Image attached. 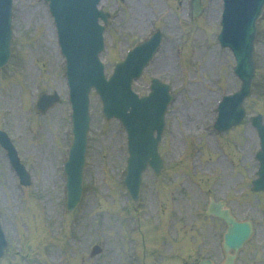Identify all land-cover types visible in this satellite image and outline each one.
Returning a JSON list of instances; mask_svg holds the SVG:
<instances>
[{
    "label": "rangeland",
    "instance_id": "1",
    "mask_svg": "<svg viewBox=\"0 0 264 264\" xmlns=\"http://www.w3.org/2000/svg\"><path fill=\"white\" fill-rule=\"evenodd\" d=\"M204 1L203 19L182 27L189 19V0H102V6L114 15L103 56L109 71L128 49L159 27L165 33L163 47L147 69L145 82L136 89L145 93L150 78L159 77L176 93L161 145L168 170L160 178L148 172L138 217L125 188L118 185L125 175L127 136L120 123L104 119L100 103L92 106L84 202L75 214L67 216L62 165L71 139L70 107L64 101L45 116H37L33 110L42 90L64 95V59L46 3L15 0L12 71L0 74L4 78L0 84V128L13 137L33 175V185L27 190L20 186L0 147V215L11 244L0 264H178L158 256L160 249L151 263L140 254L139 221L144 231L154 232L157 224L167 222L166 230L159 232L170 238L182 228L190 231L193 246L187 247L190 254L184 264H197V257L207 252L202 251L204 242H209L214 230L224 229L222 223L205 217L209 194L227 200L239 218L256 223L254 240L237 264H264V214L250 190L257 164L254 156L260 147L250 118L259 113L264 116V17L256 50L259 76L254 95L246 103L247 121L234 131L237 144L233 146L227 140L234 142L232 135L219 137L213 123L221 97L238 88L232 73L235 61L232 54L213 43L216 37L204 30L209 24V31L213 27L218 33L222 1ZM138 20L145 22L138 27ZM153 240L146 238L151 247L148 251L160 247L164 254H173L168 244ZM97 243L104 252L91 258Z\"/></svg>",
    "mask_w": 264,
    "mask_h": 264
},
{
    "label": "water",
    "instance_id": "2",
    "mask_svg": "<svg viewBox=\"0 0 264 264\" xmlns=\"http://www.w3.org/2000/svg\"><path fill=\"white\" fill-rule=\"evenodd\" d=\"M64 4V2H63ZM64 7L66 6L65 4L63 5ZM59 17L63 14L61 12H59ZM75 19L70 22V21H65L63 20L62 16V25H63V29L65 31V33L67 32V30H70L67 34L68 35L67 39L65 40L66 44H68L69 42L72 43H80V42H88L86 40L90 39L89 41V45L88 46H84V47H80L83 49V52L85 54V56L90 57L91 60L96 61V51L97 49L100 48V34H101V30L97 27L96 31L94 33L90 34L88 33V29H94L91 26H89L87 29V24H85V26L83 28H81L83 26V22H84V15L80 14L79 16L76 15L74 16ZM85 37H84V35ZM70 36V37H69ZM78 115L83 116V112L80 109L78 111ZM230 225H232L233 227H230V230L227 234V239L228 242L227 243L230 247H234L237 243L241 242L242 240L244 241L248 235H249V231H247V227L246 225L242 224V225H237V223L235 222V220H233L232 218H230L228 216L227 213L224 214L223 216Z\"/></svg>",
    "mask_w": 264,
    "mask_h": 264
},
{
    "label": "bare ground",
    "instance_id": "3",
    "mask_svg": "<svg viewBox=\"0 0 264 264\" xmlns=\"http://www.w3.org/2000/svg\"><path fill=\"white\" fill-rule=\"evenodd\" d=\"M144 20H140V21H138V22H136L137 23V25H138V27H140L141 25H143L144 24Z\"/></svg>",
    "mask_w": 264,
    "mask_h": 264
}]
</instances>
